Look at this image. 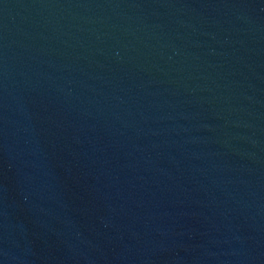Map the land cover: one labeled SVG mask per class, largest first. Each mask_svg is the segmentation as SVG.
<instances>
[{
  "label": "water",
  "instance_id": "obj_1",
  "mask_svg": "<svg viewBox=\"0 0 264 264\" xmlns=\"http://www.w3.org/2000/svg\"><path fill=\"white\" fill-rule=\"evenodd\" d=\"M0 264H264V0H0Z\"/></svg>",
  "mask_w": 264,
  "mask_h": 264
}]
</instances>
